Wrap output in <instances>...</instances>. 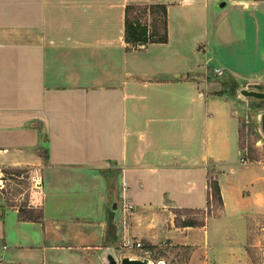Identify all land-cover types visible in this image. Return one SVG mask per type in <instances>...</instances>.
Returning <instances> with one entry per match:
<instances>
[{"label": "crops", "instance_id": "obj_1", "mask_svg": "<svg viewBox=\"0 0 264 264\" xmlns=\"http://www.w3.org/2000/svg\"><path fill=\"white\" fill-rule=\"evenodd\" d=\"M224 1H159L167 42L133 49L124 41L130 0H0V166L40 173L32 216L0 204V264H104L111 246L139 258L130 252L137 241L187 248L184 264H250L264 163L242 162L235 106L244 101L187 77L212 64L198 62L203 40L188 38L193 28L216 31L229 3L245 16L264 6ZM189 7L202 18L179 21L184 38L168 54L172 12ZM227 72L264 78V67ZM248 84L240 86L264 89ZM210 169L220 170V204ZM126 203L133 209L123 212Z\"/></svg>", "mask_w": 264, "mask_h": 264}, {"label": "rangeland", "instance_id": "obj_2", "mask_svg": "<svg viewBox=\"0 0 264 264\" xmlns=\"http://www.w3.org/2000/svg\"><path fill=\"white\" fill-rule=\"evenodd\" d=\"M165 0H130V3L137 5V8L131 11V17L138 18L141 22L149 24V29L160 26V17L158 13L151 14L144 7L150 4L158 3ZM225 2L224 0H219ZM251 1V0H249ZM231 4L223 11V20L219 22L217 30L210 29V33L203 35L200 31L193 28L188 34V38L193 40H203L199 43L198 48L201 50L198 57L202 62L209 63L208 56L212 59V64L221 63L229 71L240 73L241 77L252 72H261L264 67V6L251 9L250 16L241 15ZM221 8H224L221 7ZM244 15V16H243ZM172 25L174 31L172 34L170 46L167 53H172L175 49L174 45L181 43L184 36L179 34L177 29L178 23L182 19L188 20L192 18H202V14L198 13L194 7L174 9L172 12ZM244 17V19H243ZM225 22V24H223ZM206 38V39H205ZM204 44H203V43ZM214 55V56H212ZM186 61L189 57L186 55ZM192 60V59H190ZM205 64L198 72H193L188 76L192 78H203L218 83V88L235 95L233 89L237 85L264 86V78H238L227 72L225 69L212 67ZM236 97V95H235ZM241 99V98H240ZM239 102L236 110L238 114L239 124V145L243 153L244 160L248 162L264 163V138L262 137L258 124L254 117V111L264 109V101L255 102L252 100H243ZM41 158L44 159L43 151H40ZM233 159L237 161L238 156L233 154ZM1 182H0V204L18 207L28 217L32 213L28 212L26 206L34 200L32 196L33 185L39 182V170L32 164H22L19 166H0ZM220 170H209V181L218 183L215 175ZM215 201V196L212 199ZM129 204V203H126ZM125 204V205H126ZM123 204L122 211H129ZM133 209V206L130 210ZM140 246L131 249V253L141 257H149L155 261V264L163 261L161 264H184L189 249L178 248L174 245H168L155 248L147 246L143 241H137ZM116 248H119L118 246ZM248 250L250 264H264V216L252 220L248 233ZM87 250H83V253ZM85 262V261H84ZM99 263V262H98ZM101 264V263H99Z\"/></svg>", "mask_w": 264, "mask_h": 264}, {"label": "trees", "instance_id": "obj_3", "mask_svg": "<svg viewBox=\"0 0 264 264\" xmlns=\"http://www.w3.org/2000/svg\"><path fill=\"white\" fill-rule=\"evenodd\" d=\"M137 5L127 4L125 6L124 17V41L133 49L146 46L149 43H165L167 42V6L163 3H155L145 6L144 8L149 10L151 14L158 13L160 17V26L152 27L150 30L149 24L141 22L136 17H131V11L136 9ZM233 91L235 93V88ZM210 196L213 199L221 203L220 191L217 183L209 181Z\"/></svg>", "mask_w": 264, "mask_h": 264}, {"label": "water", "instance_id": "obj_4", "mask_svg": "<svg viewBox=\"0 0 264 264\" xmlns=\"http://www.w3.org/2000/svg\"><path fill=\"white\" fill-rule=\"evenodd\" d=\"M224 2L220 3V6H224ZM235 94H237L242 100H252L255 102L264 101V89H258L253 87H241L235 88ZM254 117L258 124L259 131L264 138V109L254 111ZM111 205L117 207V202H112ZM104 264H155L148 257L142 258H119L113 247H108L103 255Z\"/></svg>", "mask_w": 264, "mask_h": 264}, {"label": "built area", "instance_id": "obj_5", "mask_svg": "<svg viewBox=\"0 0 264 264\" xmlns=\"http://www.w3.org/2000/svg\"><path fill=\"white\" fill-rule=\"evenodd\" d=\"M242 162H245L244 158L242 159ZM37 185H39V184H37ZM125 208H126L127 210H130V209L132 208V205H131V204H126V205H125ZM134 245L138 247V246H140V243H139V242H135ZM141 258H142V257H141ZM148 258H149V257H148ZM159 264H161V262H160Z\"/></svg>", "mask_w": 264, "mask_h": 264}]
</instances>
